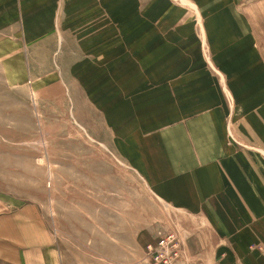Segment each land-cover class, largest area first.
Here are the masks:
<instances>
[{"label":"crops","instance_id":"obj_1","mask_svg":"<svg viewBox=\"0 0 264 264\" xmlns=\"http://www.w3.org/2000/svg\"><path fill=\"white\" fill-rule=\"evenodd\" d=\"M64 1L0 0V38L16 33L0 46L19 39L17 34L32 39L37 47L26 49L35 66L39 45L48 51L55 46L44 47L39 35L55 29ZM185 1L189 7L172 8L161 0L167 5L156 12L138 9L154 23L167 16L173 21L143 24L137 31L129 25L126 43L116 36L110 54L96 57L89 74L94 87L83 85L88 63L69 58L76 79L63 78L65 95L79 114L81 96L89 97L105 132L94 129L97 143L109 146L124 174L133 182L137 177L171 211L183 242L178 264H264V0ZM55 91L50 87L43 96L52 100ZM132 214L99 213L93 224L84 217L89 234L94 225L91 249L100 256L113 250L119 262L138 264L157 229L150 217L136 222V213L134 222Z\"/></svg>","mask_w":264,"mask_h":264},{"label":"rangeland","instance_id":"obj_2","mask_svg":"<svg viewBox=\"0 0 264 264\" xmlns=\"http://www.w3.org/2000/svg\"><path fill=\"white\" fill-rule=\"evenodd\" d=\"M160 1H147L145 5L142 0H65L62 15L55 18V29L39 35L44 47L55 46L48 51L39 45L35 66L26 49L36 46L32 39L17 34L19 39L6 43L10 48L0 46V264H130L119 262L121 257L113 250H108L110 255L100 256L89 243L95 239L94 225H90L89 234L84 217L93 224L99 213L110 218L117 210L137 213V220L130 215L134 222L150 217L151 228L157 229L152 232L151 242L166 232H174L180 239L179 226L175 220L170 221L171 211L147 194L137 177L133 182L124 174L123 162L109 146L97 143L94 129L99 130L100 124L93 117V102L81 96L80 110L84 112L79 114L63 86V78L76 79L68 71L69 58L88 63V80L83 85L94 87V74L91 78L89 74L94 73L96 57L109 55V44L117 37L126 43L129 25H135L137 31L143 24L173 21L167 16L154 23L156 18L152 16L150 21L138 9L156 12L168 3L172 8L189 7L185 0H163L167 4ZM15 34H4L0 44ZM14 49L19 54H14ZM202 54L208 57L207 48H202ZM208 67L219 72L211 63ZM70 72L74 73L72 69ZM50 87L56 93L52 100L48 97L51 102H46L48 98L43 95ZM57 90H63L62 94ZM99 131L105 135L104 130ZM82 170L88 172L86 176ZM118 170L119 176H115ZM99 171L105 176H97ZM120 203L125 204L121 207ZM164 219H169L168 223L159 226ZM181 242L171 264L184 258ZM138 264H152L146 246Z\"/></svg>","mask_w":264,"mask_h":264},{"label":"built area","instance_id":"obj_3","mask_svg":"<svg viewBox=\"0 0 264 264\" xmlns=\"http://www.w3.org/2000/svg\"><path fill=\"white\" fill-rule=\"evenodd\" d=\"M179 247L180 239L177 234L160 233L154 242L146 245L147 258L152 264H171V260L178 256Z\"/></svg>","mask_w":264,"mask_h":264}]
</instances>
